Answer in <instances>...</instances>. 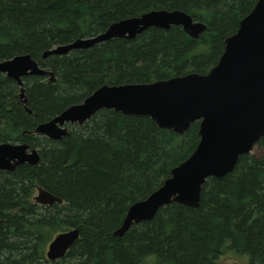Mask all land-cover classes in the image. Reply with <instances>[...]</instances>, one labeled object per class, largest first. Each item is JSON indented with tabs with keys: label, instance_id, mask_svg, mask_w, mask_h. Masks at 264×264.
<instances>
[{
	"label": "trees",
	"instance_id": "trees-1",
	"mask_svg": "<svg viewBox=\"0 0 264 264\" xmlns=\"http://www.w3.org/2000/svg\"><path fill=\"white\" fill-rule=\"evenodd\" d=\"M257 0H0V61L31 54L49 75L20 86L0 73V143L26 142L38 164L0 169V264H217L225 249L264 264V153L242 154L224 177H209L200 205L170 203L148 221L114 235L129 207L148 197L197 147L200 121L184 134L147 115L102 109L60 140L35 133L104 85L149 83L217 64L225 39ZM182 10L206 24L199 38L181 26L150 27L67 54L44 53L95 36L119 20L151 10ZM31 110V112L28 111ZM254 148H264V137ZM39 186L63 199L42 205ZM72 228L80 236L64 257L46 248Z\"/></svg>",
	"mask_w": 264,
	"mask_h": 264
},
{
	"label": "water",
	"instance_id": "water-1",
	"mask_svg": "<svg viewBox=\"0 0 264 264\" xmlns=\"http://www.w3.org/2000/svg\"><path fill=\"white\" fill-rule=\"evenodd\" d=\"M174 25L181 26L193 38H199L207 29L205 23L182 10H151L116 21L95 36L58 45L47 50L44 57L89 48L113 38L133 39L152 26L169 29ZM0 73L21 86L19 97L23 103L27 101L23 87L25 76L49 75L51 81H56L54 73L40 66L28 53L0 61ZM102 109L147 115L160 128L178 134H184L192 123L200 121V141L195 150L173 167L170 176L148 197L129 207L114 235L123 237L132 226L151 220L159 209L170 203L198 207L206 180L231 173L239 157L251 153L257 141L264 137V0H257L240 20L238 30L225 39L222 55L207 73L190 72L149 83L104 84L81 103L39 123L35 133L60 140L70 132L68 123L83 125ZM39 161L38 149L26 142L0 143L2 170L13 171L21 164ZM34 200L42 205L63 202L42 186L37 188ZM79 236V228L55 235L47 247V259L64 257Z\"/></svg>",
	"mask_w": 264,
	"mask_h": 264
},
{
	"label": "rangeland",
	"instance_id": "rangeland-1",
	"mask_svg": "<svg viewBox=\"0 0 264 264\" xmlns=\"http://www.w3.org/2000/svg\"><path fill=\"white\" fill-rule=\"evenodd\" d=\"M254 153L261 154L264 153V148H254ZM37 193V191H36ZM36 195V194H35ZM54 238V237H53ZM48 247V246H47ZM47 250V248H46ZM217 264H251L248 256L240 255L235 250L230 248L225 249L222 256L218 260Z\"/></svg>",
	"mask_w": 264,
	"mask_h": 264
},
{
	"label": "flooded vegetation",
	"instance_id": "flooded-vegetation-1",
	"mask_svg": "<svg viewBox=\"0 0 264 264\" xmlns=\"http://www.w3.org/2000/svg\"><path fill=\"white\" fill-rule=\"evenodd\" d=\"M40 65V64H39ZM41 66V65H40ZM23 81H24V78H23ZM18 84V83H17ZM19 85V84H18ZM20 86V85H19ZM23 87H24V84H23ZM20 90H21V86H20ZM19 94H20V92H19ZM69 124H71V123H68L66 126L68 127V129L70 130V128H69ZM12 143H16V142H12ZM17 143H20V142H17Z\"/></svg>",
	"mask_w": 264,
	"mask_h": 264
}]
</instances>
